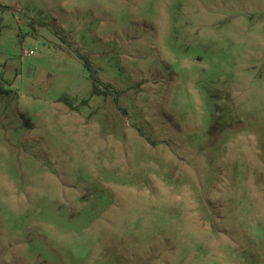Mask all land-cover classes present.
<instances>
[{
    "label": "rangeland",
    "instance_id": "rangeland-1",
    "mask_svg": "<svg viewBox=\"0 0 264 264\" xmlns=\"http://www.w3.org/2000/svg\"><path fill=\"white\" fill-rule=\"evenodd\" d=\"M0 2V264H264V0Z\"/></svg>",
    "mask_w": 264,
    "mask_h": 264
},
{
    "label": "trees",
    "instance_id": "trees-1",
    "mask_svg": "<svg viewBox=\"0 0 264 264\" xmlns=\"http://www.w3.org/2000/svg\"><path fill=\"white\" fill-rule=\"evenodd\" d=\"M9 9L10 8L8 6H4L0 2V10H4L5 11V10H9ZM81 60H83L85 62V66L89 70H91L92 67H91L89 59L86 56L81 55ZM91 79L93 81V92H92L93 96H109V95L111 96V90H110L109 86H103L101 81L95 75H92ZM101 87H104V90H102ZM59 102L64 103L65 105H67L73 111H77L78 110L77 107L73 104V102L71 101V99L68 96H64V97L60 98ZM84 103H88V102L86 101ZM142 135L145 138H147L149 141H152L151 138L147 134L142 132Z\"/></svg>",
    "mask_w": 264,
    "mask_h": 264
},
{
    "label": "built area",
    "instance_id": "built-area-1",
    "mask_svg": "<svg viewBox=\"0 0 264 264\" xmlns=\"http://www.w3.org/2000/svg\"><path fill=\"white\" fill-rule=\"evenodd\" d=\"M31 54H33V52H31Z\"/></svg>",
    "mask_w": 264,
    "mask_h": 264
}]
</instances>
